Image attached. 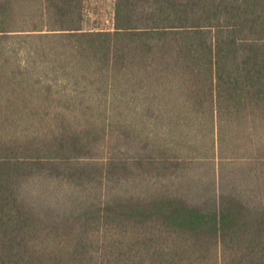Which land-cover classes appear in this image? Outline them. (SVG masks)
<instances>
[{
  "label": "trees",
  "instance_id": "obj_1",
  "mask_svg": "<svg viewBox=\"0 0 264 264\" xmlns=\"http://www.w3.org/2000/svg\"><path fill=\"white\" fill-rule=\"evenodd\" d=\"M0 264H264V0H0Z\"/></svg>",
  "mask_w": 264,
  "mask_h": 264
},
{
  "label": "rangeland",
  "instance_id": "obj_2",
  "mask_svg": "<svg viewBox=\"0 0 264 264\" xmlns=\"http://www.w3.org/2000/svg\"><path fill=\"white\" fill-rule=\"evenodd\" d=\"M85 27L91 29L112 27V10L109 1H96L87 5Z\"/></svg>",
  "mask_w": 264,
  "mask_h": 264
}]
</instances>
